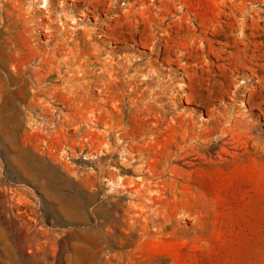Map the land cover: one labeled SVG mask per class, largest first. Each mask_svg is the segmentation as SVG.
<instances>
[{
	"label": "rangeland",
	"instance_id": "1",
	"mask_svg": "<svg viewBox=\"0 0 264 264\" xmlns=\"http://www.w3.org/2000/svg\"><path fill=\"white\" fill-rule=\"evenodd\" d=\"M0 188V264H264V0H0Z\"/></svg>",
	"mask_w": 264,
	"mask_h": 264
},
{
	"label": "crops",
	"instance_id": "2",
	"mask_svg": "<svg viewBox=\"0 0 264 264\" xmlns=\"http://www.w3.org/2000/svg\"><path fill=\"white\" fill-rule=\"evenodd\" d=\"M10 223H11V225H10ZM10 229H13V222L9 221V219L3 213V209H1L0 210V230L9 232Z\"/></svg>",
	"mask_w": 264,
	"mask_h": 264
},
{
	"label": "built area",
	"instance_id": "3",
	"mask_svg": "<svg viewBox=\"0 0 264 264\" xmlns=\"http://www.w3.org/2000/svg\"><path fill=\"white\" fill-rule=\"evenodd\" d=\"M38 217H39V215H38ZM40 218V217H39Z\"/></svg>",
	"mask_w": 264,
	"mask_h": 264
}]
</instances>
